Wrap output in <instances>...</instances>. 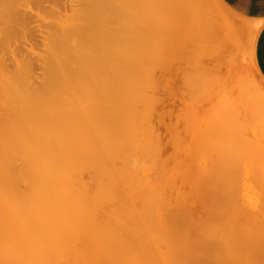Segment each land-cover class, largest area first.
<instances>
[{"label": "rangeland", "instance_id": "374dc122", "mask_svg": "<svg viewBox=\"0 0 264 264\" xmlns=\"http://www.w3.org/2000/svg\"><path fill=\"white\" fill-rule=\"evenodd\" d=\"M18 1L19 4H17ZM18 1L16 0L15 3V1L13 0V2L15 3L14 4L12 1L7 0V3L11 4L9 9H13L12 12L14 15L12 14V16L6 17V19L0 20L1 22L4 21V24L0 22V26H8L7 28L9 29L13 27L14 29L11 30H15L14 32L10 30V33L6 35L4 41L5 44L0 43V48L5 46L4 49H0V57L3 56L1 57V59L5 60L3 61L4 63H0V67L2 69L1 72H3V76L5 78L11 75L13 76V71L18 72L19 69L20 72L24 70L25 73L26 71L25 74L27 76V80H25V82L28 81L30 82V84H25L26 88L30 89L33 85H41V83H44L46 79V74H44V67L46 66V64L45 66L43 64L45 61L44 57L48 54H45L44 52H47V50L45 49L51 47L52 43L47 46V44H49V41H57L56 37L58 35L55 36L56 33L54 31H57L58 27L59 29L62 28L70 19L71 20L69 22L72 21V23L75 20H79L75 17H77V14H79V12L81 13L82 9H79L80 11H78V8L80 4L82 5V2L79 3L78 1L80 0ZM95 1L98 2L99 0ZM101 1L107 0H100V3ZM109 1L112 2L109 3ZM113 1L114 0H108L107 4H105L106 2L103 3L105 4V6L107 5L105 8L110 7L112 11L111 9L109 10V8L108 10L104 9V7L102 8V11H111L110 15L114 11L112 16H114V14H117V18L121 17L118 18V21L122 19V21H119L120 25H130V27L128 28L132 29V31L130 30L131 32L136 29L135 27L137 25V33L134 31L135 33L133 32L131 34L137 37V41L138 38H141L142 36V44L141 39H139V41L137 42L134 37L132 38L133 35L131 34H129V37H127V34L130 33L128 29H126L128 30L127 34L126 30H124L122 26V29L120 27V30L125 31L124 33L122 32V34H126L125 37L127 39H131H128V41L131 42L132 39H134L135 41L133 40L132 42L136 44L140 42L141 46L143 44L145 45L141 47L140 44L139 46L138 44L136 46L133 43L138 49V52H135L137 49L133 46L136 49L134 51L136 55H138V53L140 52V56L144 57V59L142 57V59H140V61L142 60V62L137 61L138 64L135 60H137L139 56L133 58V60L136 62L134 67L129 66L130 62H126L127 65L124 64L126 59L128 61V58L130 56L127 50L131 51L132 47L126 48L130 45L125 46L127 50H124L126 51H121L123 53H127V56L123 57L121 52L118 53L122 61H124H119L121 62V71L127 72L129 71L127 69L131 67L135 70L134 75H132L133 79L131 78V80L137 78L140 83L141 81H144V83L141 84L137 82L139 84L137 85L135 83L137 79L134 80L133 83H135V86H137L135 87L136 94H139L141 92V94H139L140 96L138 95L140 99L138 97V100H135L134 104H136L137 102H140V104L138 103L136 106L134 105V108L132 107L133 109L131 111H133L132 113L134 114L131 115V111L130 113L128 112L129 116H132V119L128 117V114H126V117L128 119L130 118L133 123L132 124L131 121L130 123H128L127 127L129 128V131H133L134 133L140 132V135L136 133L138 136L134 133H129L128 135L133 134L130 136L131 141L130 138H124L125 142L122 145L127 146V149L125 148V152H127V150L132 152L127 153V157L129 156L127 160L128 166H125L127 163H125L124 165L121 162V156L119 160L117 158V161L115 160L113 162H109V164L106 166V174H108L109 172L113 174L112 170L120 168L122 164L126 168L128 167V172H126L127 170L125 169V167H122L125 170V172H123L125 173V176H123L124 174L121 175L122 177L118 176L117 181H114V184L110 186V199L108 200V202H102L101 200H99L104 208L101 209L100 207L102 206L98 204L99 208H97L95 205H91L90 208L86 209L82 208L85 211L87 210V212L85 213L82 209H80L81 211H78L81 214L78 215L80 216L79 219L82 218V221L77 218V214L79 213L75 212L74 216L71 210L69 211L68 208H65L67 209L65 213H72L70 217L76 219H69L70 217H68L66 223L70 220L68 223H73L72 225L70 224L71 226H73V229H70L72 227L70 226L69 228V225H67L68 223H65L66 225L64 226L67 227L68 230H65L64 232L62 230L66 228H64L63 226H61L62 228L60 227L62 230L57 228L56 231V226H53L54 222L53 224L50 222V227V223L48 222V220H50L51 218H49L48 216L46 217H48L49 219L45 222V224L50 228H48L44 223H40L43 225L39 224L38 226L39 222L36 224L33 223V220L28 223V221L30 220H28V216H25L26 218L24 217L25 220L23 219V214L26 215V213H24L25 208L24 210L21 208L24 205L22 204L23 202L21 203L22 206L20 202H18V200V203H16V205L20 204L17 205V208L20 207V209L24 211L23 214H21L22 217H20L21 215H17L16 211L14 212L11 210L12 212L16 213L12 215V212H10L9 208L10 206L11 208H15L16 206L14 207L13 204H9L7 202L8 200L4 201L9 205L7 208H5L7 206L6 204H1L0 202V205H3V208L8 209L6 211H9V213L11 214L7 215L8 212L3 211L7 217L9 216L11 219H13V217L19 216V219L22 218V224L20 225V223L18 224L17 222L15 224L13 223L15 225L14 227L12 226V223L10 224L8 221H6L7 223L4 221V223L6 225H9L11 229L9 228V226L1 223V225H4L2 226L3 228L6 226V228L8 229L4 230L2 229V227L0 228V230L2 229V232H8V234L6 233L7 236H15V234L17 233L16 236L19 237L18 232L22 234L25 233L27 230L25 231L24 229H27L28 225L25 224V226L23 223L24 221H27V223L30 224L28 228L30 226L33 227H30V229H28V231L26 232L27 239H25L26 237H24L23 235L22 237L20 236V239H25L23 241L22 239L19 240L16 236V242H14V236H12L13 241L11 240L12 237H7L9 238L10 244L12 245H10V248L8 247L9 250L7 251L10 252L13 244L16 243L14 244L15 249L18 250L21 247V250H24L22 254H25H20L18 250V258L20 257V255L25 257L26 251L28 250L29 252V250L31 249L30 251H32V257L31 254L27 256L33 258V255L36 254L34 255V258L38 259V257L41 256L38 255L42 254L44 259H42V256V258L40 257L41 259L39 258L41 264H43L46 259L48 260L46 261L48 264H97L98 262V264H107L106 259H108L109 261L111 258L112 262L107 261L110 264H112L113 262V264H117V262L118 264H126L125 261L129 262V260L127 259H129L130 257H132L130 259L133 260L131 261V264H134L132 262H135L136 264H220V262L216 261V259L219 257H221L222 260L224 258V262H226L225 264H263L264 259L261 260L260 257L264 256V253H262L264 252V81L260 78V76L256 72V69L254 68L253 61L251 59V52L250 50H248L249 38L245 36L242 28H239L240 30H236L228 11L224 8L220 0H115L116 2L120 3H116V5L120 6L119 8L118 6L113 5L115 3ZM108 4L112 5L108 6ZM113 8L117 10L115 11L113 10ZM74 10H77L78 12H75ZM74 12L76 13L75 15ZM109 12L107 14H109ZM18 13H20V16H22L23 18H20L18 16ZM15 15H17L18 19H21L22 22L20 20L17 24V16ZM130 16L132 17L130 21L134 20L135 22L139 19L138 21L140 24L136 21L137 24L133 27V24H130L128 18ZM124 17H126L125 19L127 20V22L124 20L126 24L122 23L124 22ZM60 22L63 25L62 27H60ZM69 22L68 24L70 25L71 23ZM148 22H150L149 25ZM19 23L21 24L19 25ZM241 24L244 26L243 23ZM72 25L73 24H71V26ZM64 27H66V25ZM145 27L146 30L148 29L147 31H145ZM190 30L191 34H189ZM119 33H121V31ZM58 34L60 36V34H62V31ZM59 36L58 39H61L63 35L61 37ZM121 36L124 37V35ZM123 37L122 39L120 37V47H124L125 42H127L125 41L124 45H122V40H126L123 39ZM146 38L148 40H146ZM148 45L150 47H148ZM145 49H147L148 52H146L147 50ZM149 51H151V53ZM145 54L147 55V57ZM122 57H126L125 60H123ZM143 60L145 61L144 63ZM141 63H143V65H141L142 68H140L139 66ZM122 64H124L123 66H125V68L122 67ZM132 64H134L133 61L130 65ZM126 66L129 67L127 68ZM137 68L141 69V71L139 72V70H137L136 72ZM133 69H131L130 71L134 72ZM136 73L138 74L136 75ZM21 74H23V72ZM16 75L18 74L16 73ZM3 78L0 79L5 81V78ZM10 78L11 77L6 79V81H11ZM145 81L147 82V84ZM151 82L154 85L151 84ZM27 84L29 87H27ZM139 86L142 90H139ZM38 87L36 86L35 89L37 90ZM143 87L146 89H144ZM31 89L35 90L34 88ZM30 92L32 93L33 91ZM148 94L152 95L153 99L155 100L151 101L150 99L152 98ZM1 95L2 94L0 93V102L3 97ZM141 95L143 97L147 96L148 98H150L148 100V98L146 97V100H142L144 98ZM3 99L6 100L4 97ZM4 100L2 101V103L6 102ZM2 103L1 105H4ZM141 104L146 108L148 106L150 107L147 109H144L143 107L142 109L144 110H140V107L142 106ZM1 105L0 108L2 107V109H4V106ZM138 105L139 111L136 109ZM5 107H7L6 104ZM2 109H0L1 112L4 111ZM135 114L138 115L134 116ZM2 115H0V117H2ZM147 118L148 122H152L150 124L148 123L149 125L152 124V127L145 126ZM128 119L125 118L124 120L128 121ZM134 120L136 125L134 123ZM129 124L133 126L135 125V128L132 126L130 128ZM142 126H145L146 128H141ZM148 127L150 128V130H147L149 129ZM134 129L136 130L134 131ZM143 132L147 133L148 135H143ZM128 135H126V137ZM135 137L136 139L134 140L133 138ZM131 145L132 147H130ZM128 147L130 149H128ZM130 154H132L131 156H133V158L130 156ZM119 161L122 164H119ZM21 162L19 163L21 164ZM115 162H117L118 165ZM131 170L136 172V174ZM97 173L96 174L98 175V180L102 179H99V177H102L100 176L101 174L99 175L100 172ZM79 175L81 176V179L83 180L82 184L84 185H87L86 181H91L92 178L95 179L97 176L91 171L80 172ZM76 176L77 177L75 178L80 179L78 178L77 174ZM123 177L126 181H123ZM76 180H74L72 183L78 182ZM90 181L88 184H91ZM91 182H94V180H92ZM78 183L76 184V186H78ZM19 184L18 187L22 185L23 187H21L24 190L25 183L24 185ZM93 185L94 183L90 185V187L92 188ZM74 186L75 184L73 185V187ZM64 187H69V185L67 184ZM115 187H118V189H116ZM129 188L131 189V191ZM126 189L129 191H127ZM222 189L225 193H220V191L222 192ZM113 190H115L116 192L114 191L115 193H112ZM177 194L182 195L179 197ZM219 194L224 195L220 196ZM259 194L263 196L261 197ZM176 195L178 197H176ZM254 195H257V198L261 199L260 203L259 200H256ZM144 196H147L148 199L144 198ZM182 196L185 198H181ZM201 197L204 198L202 199ZM252 197L255 199H253ZM142 198L150 201H146V203H144L143 201L145 200H142ZM111 201L112 203H110ZM105 203L107 205H105ZM143 203L146 205L145 207ZM222 203L224 206L221 205ZM117 204L120 205H118V208L116 206ZM241 204H243V206ZM256 204L257 206L258 204H261L262 206H259L260 208H258ZM113 205L114 208H112ZM92 206H94L95 208ZM245 206L246 208L244 209L243 207ZM125 208H127L128 211L124 210ZM64 210L62 212H64ZM134 210H136V213H134ZM26 211L28 212V214L34 213L29 212L27 208ZM65 213L64 215H66ZM133 213L135 214V216L133 215ZM242 215L245 217H242ZM136 216L138 220H134ZM246 217L247 221L245 219ZM85 218H87V220H83ZM77 219L79 222H77ZM236 219H238L239 221L236 222ZM206 221L208 223H206ZM249 222L251 223V228ZM17 225H19L20 228H18ZM22 226L26 228H22ZM105 226L106 229L103 228ZM16 227L17 229H15ZM101 228L104 233L101 232ZM9 229L17 232L11 231V233ZM22 229L24 231L21 232ZM134 229L136 230V232L133 231ZM73 230L74 232H72ZM114 230H116V234ZM32 231L33 233H31ZM46 231L48 234L50 233L52 237L47 233L45 234ZM49 231L53 232L51 233ZM59 231H62L61 233H64L66 236H64V234H61ZM67 231L70 237L72 235L74 237L72 236L70 239L69 235H67ZM81 231L87 233L88 235L85 236V234ZM110 231L112 232V234ZM9 232L11 235L9 234ZM58 232L59 236L53 235V233L57 234ZM131 232H134V234H132ZM137 232L139 235L137 234ZM247 232H249V234ZM106 233H108L107 237H104L105 235L103 234ZM37 234L39 236H36ZM90 234L91 237H89ZM118 234H121L122 237ZM28 235L29 237L30 235H32V242L31 239H29L30 241L28 240ZM46 235L47 237H45ZM83 235L85 237H83ZM92 235H94L93 238ZM95 235L97 237H95ZM101 235L106 241H102L103 237ZM112 235L114 236L112 237ZM55 236L56 238H58L55 239ZM79 236L85 238L82 239L80 237L81 240H84V243L79 239ZM114 237L116 240V242L114 243L118 242L119 245H116H118L119 248L121 245V249L113 245ZM251 237H256V239H259L261 237L262 242L261 239H259V241L257 239L260 245L256 243L257 241L255 242V244L260 246L259 248H262L263 251L254 244V241L256 239H252V241L250 240ZM36 238L39 240L37 241ZM88 238L90 240H88ZM109 238L112 240H108ZM117 238L118 240L122 238L124 239L118 241ZM77 239H79V243L81 241V243L83 244H78ZM94 239L96 242L94 241ZM17 240H19V242ZM45 240L47 242H44ZM55 240L57 242H55ZM69 240L73 241L69 242ZM99 240L102 242H100ZM11 241L14 243L12 244ZM21 241L28 242L21 243ZM85 241L87 243H85ZM92 241L94 242L92 243ZM71 242H73L74 244L76 242V245H78L77 248L76 246H74V244L70 245ZM89 242L92 244L97 243L100 248L97 246V244L95 245L97 246L95 248L92 244H89ZM103 242L106 245H104ZM110 244L115 256L111 254V252L113 251L108 248L110 249V254L108 253V255H105L104 253L105 256L101 258L99 255L102 254L103 251L107 253L108 249L106 248V246L109 245L110 247ZM252 244H254L256 248L259 249L257 250L260 252L261 256L258 257V255H256L258 258H260L259 260L255 257L256 248ZM29 245L31 248L29 247V249L26 250ZM86 245H91L93 247H86ZM249 245L251 247L253 246V250H255V252H250L252 248ZM16 246L19 248H16ZM113 246L117 248V251L122 250V253L121 251H118L117 253L116 249L113 248ZM249 247L250 250L248 249V251H246V249ZM70 250L73 254H70ZM65 251H67V255L69 256L64 255L66 254ZM33 252L36 253L33 254ZM42 252H44V254ZM115 253L117 254V257L119 256L118 258L116 257ZM250 253L253 255L251 256ZM45 255H48L46 256L47 258H45ZM26 257L24 259H30ZM120 257L123 259H120ZM244 257L247 258L245 259ZM100 258L101 260L105 261H101ZM243 260L244 262H242ZM0 261L1 263L3 262L2 260ZM259 261H263V263H259ZM46 262L44 263L47 264Z\"/></svg>", "mask_w": 264, "mask_h": 264}, {"label": "bare ground", "instance_id": "6f19581e", "mask_svg": "<svg viewBox=\"0 0 264 264\" xmlns=\"http://www.w3.org/2000/svg\"><path fill=\"white\" fill-rule=\"evenodd\" d=\"M10 1L13 2V0H10ZM14 1L16 3V0H14ZM94 1L93 0H82V1L80 0V1H78L79 3L82 2V5L80 4L79 8H78V11H80L79 9H82L81 13L79 12V14H77V17H75L76 19L77 18L79 19L78 20L79 23L76 20L73 23H72V21L69 22L71 20L70 19L68 22L73 24V25L71 26V24L69 25L68 22H67L66 24L64 23L66 25V27H64L65 25L63 26L61 24V22H60V25H61L60 27L63 26L64 28L62 27V28L59 29V27H58V30L54 31L56 33L55 36H57V35L59 36L58 33L59 32L61 33V31H62V34H60L59 37H61L62 35L63 36L61 37V39L59 38L60 40L58 39V36H57L56 37L57 41H54V42H52V41L50 42L49 41V44H47V46H49L50 43H52L51 47H48V48L46 47L47 49H45L48 52V53L46 51L44 52L45 54H48V55H46L47 56L46 57L45 54H44L45 61L43 59V61H44L43 65L45 66V64H46V66H45L46 70H45V67H44V71L46 72V73L44 72V74H46V77H45L46 79H45V81L43 80L44 83H41V85L43 84L42 87H41V85H33L34 87L31 85L32 86L31 88H34V89L36 88V86L37 87L39 86L41 88L38 87L37 90L36 89L33 90L31 88L30 89L26 88V84L25 83L30 84V82H28V81L25 82V80H27V76L25 74L26 71L24 73V70L21 69L22 71L20 72L19 71L20 69H19L18 72L15 71L18 75H16V73L13 71L12 72V73H14L13 76L12 75L8 76V77L6 76L7 78H5L3 76V72H1L2 69L0 67V69H1L0 70V78H3V77L5 78V79L3 78L5 81L0 79V93L2 94L1 96H3L6 99V100H4L3 97H2V100L0 102V105H1L3 100L6 101V102L2 103L4 105H1V106H4L3 107L4 109H2V107L0 108V109L4 110V111H2L4 113H2L0 111V113H1L0 115L3 114L2 117H0L1 118L0 119V183H1V185H0V198H1L0 202H1V204L3 203V204L7 205L5 208H7L9 206L6 202H4L5 200H8L7 202L9 204H13L14 207L16 206L15 208H17V205H20L23 202L22 204H24V205L21 208L23 210L25 208V210H24L25 212L23 210H21L20 207L15 209V208H11V206H10L11 209L9 208L10 212H12V211L15 212L16 211L17 215H21V214H23V212L26 213V215L23 214L24 215L23 219H24L25 216H28V220L30 219L28 221V223H30V221L33 220L34 221L33 223L37 224L39 222L38 226H39L40 223H44L45 224V222L49 218H51L50 220H48V222L49 223L51 222L52 224L54 222L53 226H56L55 230L57 228L61 229L62 228L61 226L66 228V229H63V230L61 229L63 232L65 230H68L67 227H65L64 225H66L70 221L69 220L66 223L68 217H70L72 213L74 215V213L77 212V213H79V214H77V216H78V215H81L80 212H78V211H81L80 209H82V208H85V209L86 208H90L91 205H95L97 208H99L98 204H100V206H102L99 200H101L102 202H105V201L108 202V200L110 199V193H109L110 186H112L114 184V181H117L118 176H121L123 174H124L123 176H125V173H123V172H125V170L122 167L128 166L127 160L129 158V156L127 157V153H129L130 151L127 150V152H125V148L127 146L124 145L125 146L124 147L122 144H124V142H125L124 138L128 139V138H130L131 135H133V134L128 135L129 133H134L131 129L130 130L132 132H130L129 128L127 127L128 123H130V121L132 123V120H130V118L132 116L130 117L128 112L130 113V111L134 108V105L136 106L138 103L140 104V102H137L136 104H134L135 100L136 101L138 100V97L140 96L139 94H141V92L139 94L138 93L136 94V88H135V87H137V86H135L136 84L139 85L137 83L139 81H138L137 78H135V79H137L135 81V83H136L135 84V83H133L135 79L131 80V78L133 79L132 75H134V73H135V70L133 68H131V67L132 66L134 67L135 63L137 61L139 62L140 59H142V58L144 59V57L140 56L141 55L140 52L138 53V55H136V53H135V52H138V49H137V47H135V45L137 46V44H138V46H139L140 42L137 43V44L132 42L134 39L136 40V38H137L135 35H133L131 33H133L134 31L136 32V29L138 28L136 24H137V22L139 23V21H138L139 19L136 20L137 22L136 21L134 22V20L130 21L132 19L131 16L128 17L129 21H130V24H133L132 25L133 27L136 25V27H135L136 29L134 28L135 30L133 29L134 31L131 32L132 29L128 28V27H130V25H128V26L120 25L119 21L120 20L122 21V19H120L118 21V18H121V17L117 18L116 17L117 14H114V16H112L114 11L110 15V12L112 11V9L110 7H108L109 10L111 9L110 12L104 10V9L108 10V8H105L107 6V5L105 6V4L108 3L107 2L108 0L107 1H101V3H100V0L99 1L97 0L98 2H96V1L94 2ZM116 1H118V0H116ZM116 1L115 0L113 1V2H115L113 5L114 6H118V8H119L120 6L116 5V3L117 4H120V3L116 2ZM111 2L109 1V3H111ZM103 3H105V4H103ZM17 4H19V1L17 2ZM10 5L11 4L7 3V0H0V20H4V19H6V17L12 16L13 9L12 8H11V10L9 9ZM109 5H112V4H108V6ZM80 6H82V7H80ZM76 7H75V9H76ZM103 7H104L103 10L105 11L106 14L109 12V14H107L109 16H107L104 13V11H102ZM113 10H115V9L113 8ZM74 11L78 12L77 10H74ZM120 11H121V9H120ZM19 12H20V10H19ZM53 12H54V10H53ZM75 12H74V15L76 14ZM18 14H19L18 16L21 18L22 16H20V13H18ZM15 16H17V15H15ZM18 16H17V19H16L17 21L14 20V21L17 22V24H18V21L21 20V19H18ZM73 17H71V18H73ZM125 18L126 17H124L123 21L125 20L127 22V20ZM133 19H135V18H133ZM125 21L122 22V23L126 24ZM21 22H22V20H21ZM1 23L4 24V21H2ZM76 23H78V24H76ZM149 23L150 22H148V25H149ZM192 23H194V22H192ZM20 24L21 23H19V25ZM239 25H240V28L243 26L242 24H239ZM50 26H48V27H50ZM69 26H71V27H69ZM121 26L124 28V30H126V29H128L129 31L131 30L130 33H128V34H127L128 30H126L127 37H129V34L133 35L132 38L134 37V39H132L131 42L128 41V39L131 40L130 38L127 39L125 37L126 34H122V32L124 33L125 31L124 30H120ZM7 27L0 26V43H2V44H5L4 41H5L6 35H8V33H10L11 29H14L13 27L11 29H9ZM122 27H121V29H122ZM125 27H127V28H125ZM140 29H139V31H140ZM119 30L121 31V33H119L120 32ZM147 30H146V27H145V31H147ZM11 31L14 32L15 30H11ZM140 34H141V32H140ZM189 34H191V30H190ZM121 35H124L125 38L123 36H121ZM51 36H49V37H51ZM120 37H121V39H122V37H123V39H126V40H122V45H124V42L127 41V42H125L124 47L123 46L120 47V41H121ZM141 38H142V36H141ZM141 38H138V41ZM142 39H141V44H142ZM146 40H148V39L146 38ZM141 44H140V46H141ZM127 45L128 46L130 45V46L126 47V48L132 47L131 51L127 50L125 48V46H127ZM143 46H145V45L143 44L141 47H143ZM4 47H1L0 49H4ZM148 47H150V46L148 45ZM146 48H147V46H146ZM119 49H120V51H119ZM124 49H126L127 52L129 53V55L131 56V57L129 56V58L127 57L128 61L126 59L125 62L122 61V59L118 55V53H120L122 50L126 51ZM132 49H133V51H132ZM145 50H147V49H145ZM132 52H134V53H132ZM146 52H148V50ZM149 52L151 53V51H149ZM121 54L123 55V57L127 56L126 55L127 53H125V52L124 53L121 52ZM131 54H133V55L135 54L136 56L135 55L133 56ZM137 56H139V58L137 60H135L136 61L135 62L133 60V58H135ZM1 57H3V56H1ZM1 57H0V59H1ZM146 57H147V55H146ZM125 58H123V60H125ZM131 60L134 63L132 65H130L132 63ZM3 61H5V60L1 59L0 63H4ZM119 61L124 62V64H126V62L127 63L130 62L129 66H131V67L129 69H127L129 71H127V72L121 71V69H120L121 62H119ZM138 62H137V64H138ZM140 62H142V60ZM144 62L145 61L143 60V63ZM143 63H141L139 65L140 68H142L141 65H143ZM124 64H122L123 68H125V66H123ZM129 66H126V67L128 68ZM131 69H133L134 72L130 71ZM137 70H139V72L141 71V69H139V68L136 69V72H137ZM22 72H23L24 76H23V74H21ZM142 72H144V71H142ZM142 72H141V74H142ZM138 73H136V75ZM9 77H11L10 78L11 81L7 80L8 81L7 82L6 79H8ZM152 82H151V84L154 83V82L153 83ZM141 83H144V81L143 82L141 81ZM28 84H27V87H29ZM146 84H147V82H146ZM148 84H149V82H148ZM153 85H151V86H153ZM139 87H138V89H139ZM144 89H146V88H144ZM144 89H143V91H144ZM139 90H142L141 87H140ZM30 91H33V92L31 93ZM137 92H138V90H137ZM150 94H148V95H150ZM255 94H256V92H255ZM136 95H137V97H136ZM259 95H261V94H259ZM150 96L152 98V99H150L151 101L155 100V99H153L152 95H150ZM142 97H141V99H142ZM146 97L147 96L143 97L144 99H142V100H146L148 98V97L147 98ZM149 98H148V100H149ZM139 99H140V97H139ZM262 99H263V96H262ZM147 102H149V101H147ZM151 103H149V104H151ZM5 104L7 105V107H5ZM138 107H139V105L137 106V108L136 107L135 108L139 111ZM143 107H144V105H142L140 107L141 108L140 110H144L146 108V107H144V109H142ZM149 107L150 106H148L147 108H149ZM132 112L133 111H131V113H130L131 115L134 114ZM126 114H128V117H130L129 119L126 117L127 116ZM137 115L138 114H135L134 116H137ZM134 116H133V118H134ZM124 117L126 119H128V121L127 120L125 121ZM147 120H148V118L146 119V121ZM134 123H135V120H134ZM148 123L150 124L152 122H150V121L148 122L147 121L146 124H145V126H149L150 127L152 124L149 125ZM135 125H136V123H135ZM131 126L134 127L133 125H130V128H131ZM144 127L142 126L141 128H144ZM135 130L136 129H134V131ZM147 130H150V128L147 129ZM144 132H145V129H144ZM144 132H143V135L147 134V133H144ZM136 133L137 132H135L134 134H136ZM139 133H137V134L140 135ZM126 135H128V136L126 137ZM133 139L135 140L136 137L133 138ZM130 141H131V138H130ZM118 146H120V147H118ZM128 146H129V144H128ZM121 147H122V149H121ZM130 147H132V145ZM119 149H121V150H119ZM128 149H130V148L128 147ZM131 150H133V149H131ZM130 153H132V152H130ZM131 155L132 154H130V156ZM133 155H135V154H133ZM120 156H121V159H122L121 162L124 165H125V163H127V164L124 166L119 161L120 162L119 164H122L123 166L121 165L120 168H118V169L114 168L115 170H112L113 174L110 173V172L108 174H106L107 173L106 166L109 164V162H113L117 158L119 160ZM131 157L133 158V156H131ZM17 161H19V162L22 161V162L20 164ZM16 163H17V165H16ZM18 163H19V165H18ZM115 163L117 164V162H115ZM127 168L125 167V169L127 170L126 172H128ZM84 170L86 172L87 171L88 172L91 171V172L95 173V175L98 174L97 172H100L99 175L101 174L100 176H102V177H99V179L100 178H102V179L98 180V178H97L98 175H97L96 178L94 177L95 179L92 178V180H94V182H91L92 180L91 181L89 180L91 184H88L89 181H86L87 185H84V184H82L83 180L81 179V176L79 175L80 172H85ZM131 171H133V170H131ZM134 173L136 174V172H134ZM76 174L78 175V178H80V179L75 178V177H77ZM135 174H134V178H135ZM129 175H131V174H129ZM74 180H76L78 182L80 180V182L79 183L78 182L72 183ZM81 180H82V182H81ZM123 181H126V180H124V177H123ZM19 182H20V184H23V185L25 183V185H24V190L25 191L22 189V187H23L22 185H21L22 187L20 186L21 188L18 187ZM84 182H85V180H84ZM118 182H120V181H118ZM70 183H72V184H70ZM77 183H78V186H76ZM93 183H94V185L91 188L90 185H92ZM67 184L69 185V187L65 188L64 186H66ZM74 184H75V186L73 187ZM120 184H122V183H120ZM134 184H135V182H134ZM138 184H141V183H138ZM130 186H131V184H130ZM143 188H145V187H143ZM116 189H118V187ZM223 189H222V192L220 191V193L224 192ZM114 191L115 190H113L112 193ZM127 191H129V190H127ZM130 191H131V189H130ZM206 191H208V190H206ZM217 193H218V191H217ZM143 195H145V194H143ZM177 195H176V197H178V196L180 197L182 194H180L178 196ZM197 195H196V197H197ZM219 195L221 196V195H224V194H219ZM259 195L261 196V194H259ZM254 196H255L256 200H259V203H260L261 199H258L257 195H254ZM140 197H141V195H140ZM246 197H247V195H246ZM261 197H259V198H261ZM144 198L148 199L147 196H144ZM144 198H142V200H145V201H143L144 203H146V201H150V200H147V199H144ZM181 198H185V197L182 196ZM198 198H199V196H198ZM201 198L203 199L204 197H201ZM255 198H253V199H255ZM17 200H18V202H20V204L16 205V203H18ZM110 203H112V201ZM22 204H21V206H22ZM105 205H107V204L105 203ZM118 205L119 204L116 205L117 208H118ZM147 205H148V203H147ZM221 205H223V203ZM241 205L243 206V204H241ZM0 206H1L0 208H3V205H0ZM125 206H126V204H125ZM132 206H134V205H132ZM145 206L146 205L144 204V207ZM237 206H239V205H237ZM256 206H257V204H256ZM259 206H262V205L258 204L257 207L260 208ZM92 207H94V206H92ZM141 207H143V206H141ZM169 207H170V205H169ZM5 208L0 209V228L2 226L6 225L4 223V221L5 222L8 221L10 224L12 223L13 227L15 226L14 224L16 222L18 224L20 223V225H21L22 224V222H21L22 218L19 219V216H17V217L15 216L16 218L12 216L13 219H11L9 216L7 217L4 214V212H8L7 215L8 214L11 215V214L9 213V211H6L8 209H5ZM26 208L28 209L29 212H34V213H29L28 214V212L26 211ZM65 208H68L69 211L71 210L72 213H70V212L65 213V211L67 210ZM100 208L102 209L104 207L102 206ZM112 208H114V205H113ZM132 208H134V207H132ZM243 208L245 209L246 206L243 207ZM140 209H142V208H140ZM152 209H153V207H152ZM63 210H64V212H62ZM82 210H84V209H82ZM124 210L128 211L127 208H125ZM97 211H98V209H97ZM135 211L136 210H134V213H136ZM149 211H150V209H149ZM14 212H12V215L16 214ZM85 212H87V210L86 211L84 210V213ZM64 213L66 215H64ZM81 213H83V212H81ZM134 213H133V215L135 216ZM46 216H48L49 218L46 217ZM20 217H22V215ZM79 217L80 216H78L77 218L79 219ZM82 217H83V215H82ZM242 217H245V216L242 215ZM231 218H232V216H231ZM69 219H76V218L70 217ZM78 219H77V222H79ZM136 219H137V216L134 218V220H136ZM245 219L247 221V217ZM245 219H243V220H245ZM51 220H54V221H51ZM79 220L82 221V218H80ZM83 220H87V218H85ZM146 220H148V219H146ZM237 221H239V220L236 219V222ZM77 222H75V223H77ZM106 222H108V221H106ZM106 222H104V223H106ZM1 223H3L4 225L3 224L1 225ZM23 223H24V225L25 224L28 225V226L30 225V224L27 223V221H24ZM51 223L49 224L50 227H51ZM206 223H208V222L206 221ZM240 223H242V222H240ZM70 224L69 223L67 224V225H69V228H70V226L73 223L71 225ZM40 225H43V224H40ZM6 226H9V225H6ZM6 226L4 228L2 227V229L8 230L6 228ZM17 226H18V228H20L19 225H17ZM28 226H27V229H24L25 231L26 230L28 231V229H30V227H32V226H30L28 228ZM74 226H76V225H74ZM50 227H48V228H50ZM71 227L72 228H70V229H73V226H71ZM252 227H254V226H252ZM9 228H10V226H9ZM22 228H26V227L22 226ZM97 228H99V227H97ZM103 228L106 229V226L103 227ZM250 228H251V223H250ZM15 229H17V227ZM245 229H247V228H245ZM1 230H0V256H1L0 260H2L3 262L1 263V261H0V264H41L40 259L43 257L42 254H39V255L37 254L38 256H40V255L42 256V257L40 256L41 258L38 257V259H37V258H34L35 257L34 255H36L34 253H36V252H33V254H34L33 258H31L32 257V254H31L32 251H30L31 249L29 250V252L27 250V249H29L30 245L28 246V248H26L27 251L25 250L26 251V256L27 255L29 256L31 254V257L27 256L30 259H24L26 256L23 257V256L20 255L24 251V250H21V247H20V249H18L19 251L17 249H15V247H14V244H16L14 242H16L17 238L19 240L22 239V241L27 239V237H26V234H27L26 232L27 231L25 233H23V234L18 232L19 237L16 236L17 233L16 234L14 233L17 238L14 235H12V236L15 237L14 238L15 241L12 242L13 241V237L12 236H7L8 232H4V231L2 232ZM24 230L22 229L21 232L24 231ZM44 230H45V228H44ZM44 230H43V232H44ZM11 231H14V230H10V232ZM115 231L116 230H114V232ZM133 231L136 232L135 229ZM239 231H241V230H239ZM10 232H9V234H10ZM14 232H17V231H14ZM49 232L52 233L53 231H49ZM59 232L57 234L53 233V235L57 236L59 234ZM72 232H74V230ZM86 232H87V230H86ZM90 232H92V231H90ZM101 232L104 233V231H102V228H101ZM31 233H33V231ZM46 233H47V231L45 232V234ZM82 233H84L85 236L88 235L85 232H82ZM97 233H98V230H97ZM131 233L134 234V232H131ZM247 233L249 234V232H247ZM29 234H30V232H29ZM61 234H64V233H61ZM107 234L108 233L103 234V235H105L104 237H107ZM111 234H112V232H111ZM111 234H110V236H111ZM115 234H116V232H115ZM121 234H118V235L121 236ZM137 234H138V232H137ZM22 235L24 237H26V238L25 239H23V238L20 239V236L22 237ZM48 235L51 236L50 233ZM67 235H69L68 231H67ZM239 235H241V234H239ZM243 235H245V234H243ZM31 236L32 235H30V237ZM36 236H39V235L37 234ZM56 236H55V239L58 238V237L56 238ZM64 236H66V235L64 234ZM85 236L83 235V237H85ZM93 236L94 235H92V238H93ZM113 236L114 235H112V237ZM7 237H10V238L12 237L11 238V240H12L11 242H12V244L14 243L13 244L14 248L12 247V249H10V252L7 251V250H9L8 247L10 248V245H11L10 241H9V238H7ZM30 237L28 235V240L31 239V242H32L33 237H31V238ZM45 237H47V235ZM69 237H70V235H69ZM69 237H68V239H69ZM71 237H70V239H71ZM80 237L81 236H79V239H80ZM89 237H91V234H90ZM95 237H97V236L95 235ZM104 237L102 238V241L105 240ZM115 237H114V240H113V245H115L116 247L119 248L118 242L114 243V242H116ZM125 237H127V236H125ZM110 238L108 240H112ZM36 239H34V240H36ZM43 239H45V238H43ZM72 239H74V238H72ZM79 239H77L78 240L77 243L80 244V245L83 244L84 240L80 239L83 243H81V241L79 243ZM82 239H85V238H82ZM122 239H124V238H122ZM122 239L118 240V238H117L118 241H120ZM136 239H138V238H136ZM252 239H256V237L255 238L251 237L250 240L252 241ZM257 239L254 241V244L257 241ZM259 239H261V237ZM259 239H258V241H259ZM19 240H17V241L19 242ZM38 240L39 239H37V241ZM88 240H90V239L88 238ZM236 240H238V239H236ZM22 241H21V243H25L26 242V241L25 242H22ZM70 241H73V240H69V242ZM94 241H95V239H94ZM94 241H92V243ZM102 241H100V242H102ZM258 241L256 243H258L260 245V243ZM44 242H47V241L45 240ZM51 242H52V240H51ZM55 242H57V241L55 240ZM66 242H67V240H66ZM261 242H262V239H261ZM85 243H87V242L85 241ZM92 243L89 242V244H92ZM73 244H74L73 242L70 243V245H73ZM96 244L97 243H94L92 245L96 248L98 246V244H97V246H95ZM116 244H118V245H116ZM254 244H252V245H254ZM32 245H34V244H32ZM104 245H106V244L104 243ZM255 245H254V247L256 248V246H258V245H256V246ZM17 246H16V248H19ZM74 246H76V248H77L78 245H76V242H75ZM90 246L86 245V247H90ZM93 246H91V247H93ZM115 246H113V248L116 249V252L118 253V251L119 252L121 251V253H122V250H118L117 251V248ZM38 247H39V245H38ZM84 247H85V245H84ZM250 247L247 248L246 251H248V249L250 250ZM259 247L260 246H258V248ZM22 248H23V246H22ZM106 248L107 249L110 248L113 251V249L111 248V244H110V247L108 245V246H106ZM121 248L122 247L120 245L119 249H121ZM149 248H150V246H149ZM251 248H252L251 249L252 251L250 250V252L251 253H253V251L255 252V250H253L254 249L253 246ZM258 248H256L255 257L258 260L260 258L262 260V259H264L263 258L264 256H261L260 252L258 251L259 249L262 250V248H259V249ZM2 249H4V250H2ZM110 249H108L107 253L105 251H103V253H102V251H101L102 254H100V255L97 254V255H99L102 258L106 254L107 255H108V253L110 254ZM151 249H153V248H151ZM17 251L20 252L19 255H20L21 258L20 257L18 258ZM95 251H97V250H95ZM151 251H154V250H151ZM65 252H66V254H64V255H67L68 254L67 251H65ZM69 252H70V254H73V253H71V250ZM258 252H259V254H258ZM42 253L44 254V252H42ZM104 253H105V255H104ZM251 253H250V255L252 256L253 254H251ZM262 253H264V252H262ZM111 254L114 255V251L111 252ZM48 255H49V252H48ZM48 255H45V258H47L46 256H48ZM248 255H249V253H248ZM256 255H258V257H260V256L261 257L258 258ZM67 256H69V255H67ZM116 257H117V254H116ZM122 257H123V255H122ZM233 257H235V256H233ZM97 258H99V257H97ZM101 258H100V260H101ZM130 258H132V257H130ZM130 258L127 259V260H129V262L131 264V261H133V260H131ZM227 258H229V257H227ZM244 258L246 259L247 257H244ZM42 259H44V257ZM120 259H123V258L120 257ZM106 260L108 261V259H106ZM111 260H112V258L109 261H111ZM221 260H222L221 257L216 259V261L220 262V264H225L226 263V262H224L225 261L224 258L222 260V263H221ZM232 260H234V259H232ZM46 261H48V260L46 259ZM46 261H44V262H46ZM101 261H105V260H101ZM107 261H106V263L110 264V263H108L109 261L108 262ZM44 262H43V264H45ZM129 262L125 261L126 264H129ZM237 262H239V261H237ZM242 262H244V260ZM260 262L263 263V261H259V263ZM132 263L136 264L135 262H132ZM231 263H233V262H231ZM117 264H118V262H117Z\"/></svg>", "mask_w": 264, "mask_h": 264}, {"label": "crops", "instance_id": "0c3cea01", "mask_svg": "<svg viewBox=\"0 0 264 264\" xmlns=\"http://www.w3.org/2000/svg\"><path fill=\"white\" fill-rule=\"evenodd\" d=\"M220 2L228 11L236 30H240L239 24H245L241 28L249 38L248 50L251 52L254 68L264 81V0H220Z\"/></svg>", "mask_w": 264, "mask_h": 264}]
</instances>
